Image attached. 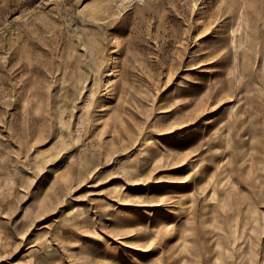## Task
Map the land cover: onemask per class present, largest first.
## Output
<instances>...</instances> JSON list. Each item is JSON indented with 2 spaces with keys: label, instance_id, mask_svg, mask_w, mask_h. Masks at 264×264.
<instances>
[{
  "label": "rangeland",
  "instance_id": "rangeland-1",
  "mask_svg": "<svg viewBox=\"0 0 264 264\" xmlns=\"http://www.w3.org/2000/svg\"><path fill=\"white\" fill-rule=\"evenodd\" d=\"M0 264H264V0H0Z\"/></svg>",
  "mask_w": 264,
  "mask_h": 264
}]
</instances>
